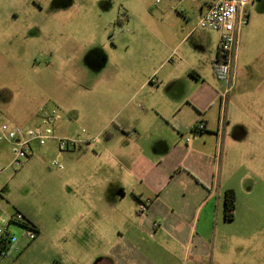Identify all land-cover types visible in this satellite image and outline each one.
<instances>
[{
	"label": "crops",
	"instance_id": "crops-1",
	"mask_svg": "<svg viewBox=\"0 0 264 264\" xmlns=\"http://www.w3.org/2000/svg\"><path fill=\"white\" fill-rule=\"evenodd\" d=\"M19 1L0 0V43L49 39L56 25L43 24V7L27 10ZM213 2L171 0L168 10L178 13L166 24L144 33L132 24V48L116 60L115 86L128 84L131 99L149 105L132 107L101 153L109 158L101 168L117 181L71 206L74 225L82 222L74 235L83 264H264V38L260 43L262 29L253 26V0L222 118L217 101L227 85L211 84L220 37L199 25ZM202 121L205 129L193 130ZM229 189L236 194L231 219Z\"/></svg>",
	"mask_w": 264,
	"mask_h": 264
},
{
	"label": "rangeland",
	"instance_id": "rangeland-1",
	"mask_svg": "<svg viewBox=\"0 0 264 264\" xmlns=\"http://www.w3.org/2000/svg\"><path fill=\"white\" fill-rule=\"evenodd\" d=\"M170 1H19L27 10L43 7V24L56 26L49 39L36 44L0 43V114L15 125L31 126L41 110H55L56 136L79 142L69 148H60L57 140L36 143L21 164L12 163V145L0 143V215L21 211L40 227L30 240L24 228L13 224L20 248L0 264H83L85 252L74 235L82 222L74 225L71 206L74 200L93 198L99 184L117 181L115 174L101 168L109 161L101 153L114 144L118 126L131 108L149 105L142 99L133 101L128 84L115 86V63L131 51L127 44L131 45L132 24L144 33L147 26L161 27L175 17L178 12L168 10ZM255 10L253 26L261 27L263 43L264 0H255ZM70 30L79 40L68 39ZM215 80L211 84L219 88L223 81ZM220 100L219 95L217 105ZM105 131L116 137H107Z\"/></svg>",
	"mask_w": 264,
	"mask_h": 264
},
{
	"label": "built area",
	"instance_id": "built-area-1",
	"mask_svg": "<svg viewBox=\"0 0 264 264\" xmlns=\"http://www.w3.org/2000/svg\"><path fill=\"white\" fill-rule=\"evenodd\" d=\"M253 0H214L203 12L199 25L210 28L219 33V55L213 62L216 77L226 83L222 94V118L226 117V101L229 90L236 83V65L238 61L239 31L248 22L247 6ZM56 111L43 109L39 115V122L31 126L15 125L0 114V143L8 142L12 145L13 164H21L23 159L31 156L33 145H45L49 140H57L60 148L75 146L77 140L59 138L54 130ZM205 122L194 125L193 130L205 129ZM57 164V161H53ZM62 167V165H60ZM145 208V205H142ZM1 210V206H0ZM16 224L26 230L30 240L38 235V230L21 211L0 215V260L19 250L20 236L13 230Z\"/></svg>",
	"mask_w": 264,
	"mask_h": 264
},
{
	"label": "trees",
	"instance_id": "trees-1",
	"mask_svg": "<svg viewBox=\"0 0 264 264\" xmlns=\"http://www.w3.org/2000/svg\"><path fill=\"white\" fill-rule=\"evenodd\" d=\"M235 207H236V194H235L233 189H229L226 191V195H225V211H226V217L228 219L233 218ZM34 226H35V224H34ZM36 228H37L38 232H40V230L38 229L37 226H36Z\"/></svg>",
	"mask_w": 264,
	"mask_h": 264
}]
</instances>
